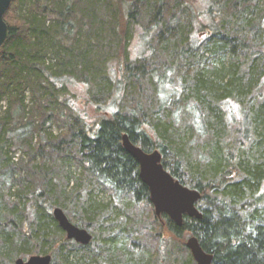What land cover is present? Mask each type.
Listing matches in <instances>:
<instances>
[{
	"label": "trees",
	"instance_id": "1",
	"mask_svg": "<svg viewBox=\"0 0 264 264\" xmlns=\"http://www.w3.org/2000/svg\"><path fill=\"white\" fill-rule=\"evenodd\" d=\"M5 20L0 264H196L186 236L214 264H264V0H13ZM124 134L201 191L202 219L156 215ZM56 207L89 244L67 239Z\"/></svg>",
	"mask_w": 264,
	"mask_h": 264
},
{
	"label": "water",
	"instance_id": "2",
	"mask_svg": "<svg viewBox=\"0 0 264 264\" xmlns=\"http://www.w3.org/2000/svg\"><path fill=\"white\" fill-rule=\"evenodd\" d=\"M13 0H0V47L10 35V28L5 20V14ZM123 146L139 162L140 177L149 187L150 198L158 217L167 214L178 226H182L185 216L202 219L203 213L198 207L202 198L200 190L184 185L177 180L162 162L163 155L159 150L145 152L135 145L128 134L123 135ZM53 216L69 240L82 245L89 244L93 235L88 229L73 223L65 211L56 207ZM186 246L190 250L196 264H214V256L206 252L196 236L188 237ZM52 255H32L29 258H17L15 264H51Z\"/></svg>",
	"mask_w": 264,
	"mask_h": 264
},
{
	"label": "rangeland",
	"instance_id": "3",
	"mask_svg": "<svg viewBox=\"0 0 264 264\" xmlns=\"http://www.w3.org/2000/svg\"><path fill=\"white\" fill-rule=\"evenodd\" d=\"M128 45H129L130 54H131V56L133 58H135V57L140 55L141 47H140V37H138V35H135V37L132 40H129L128 41ZM53 62H54V60L50 59V60H48L47 63L49 64V63H53ZM71 89L73 90L74 93H76L79 96L77 99L74 100V106H76V105L80 106L82 104V101L80 102L81 98L86 95L85 85L84 84H73L71 86ZM25 97H26V101H25L26 104L28 105V107L31 108L33 104H32V100H31V91L30 90L26 91ZM0 105H1V107H3V108L0 109V115H2L4 113V111H5L4 109L7 108V106H9V98L4 96L3 101L1 102ZM87 113H89V118H91L93 116L94 112H93L92 108H89V109H87ZM40 116L41 115L39 113L38 114L35 113L34 115H32L30 113V114H28V116H27L28 118L27 119L33 117V119L40 121V120L43 119V117L41 119H39L38 117H40ZM51 130H52V132L54 134H59L61 132V130L58 129V127L56 125L53 126ZM62 130L66 131V128L64 127V128H62ZM35 143H36V141H35ZM194 143L198 144V140H194ZM198 149L201 150L200 148H198ZM205 153H206V151H204V155H205ZM205 156L207 157V155H205ZM20 157H22V152L18 151L16 153L14 161L16 162L18 160V158H20ZM206 159H208V158H206ZM24 162L26 163L27 159H25ZM73 171H75L74 167H73ZM4 191L7 193L8 189L6 188ZM99 196L105 198V200H109L110 193H108V192L106 193V192L102 191V192H100ZM259 200H260V202H262V206L264 207V193L259 195ZM139 208L145 211L146 210V203H142L139 206ZM165 233H167L166 230H165ZM188 237L189 236L184 237V240L187 241ZM98 238H99V235L98 234L95 235L94 241H96V243H97V241L100 243V240H98ZM102 239L103 238H101V240ZM181 242L182 241H180V240L177 241L176 246H180ZM124 243L126 244L127 247L130 246V242L128 240L125 241ZM184 255H185V253H182V254H180V257H183V259H184L185 258Z\"/></svg>",
	"mask_w": 264,
	"mask_h": 264
}]
</instances>
